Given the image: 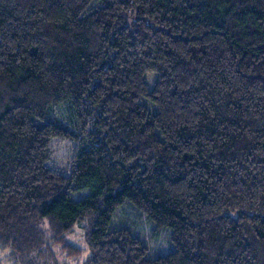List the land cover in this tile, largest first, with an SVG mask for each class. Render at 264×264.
<instances>
[{"label":"trees","instance_id":"1","mask_svg":"<svg viewBox=\"0 0 264 264\" xmlns=\"http://www.w3.org/2000/svg\"><path fill=\"white\" fill-rule=\"evenodd\" d=\"M57 247L264 264V0H0V261L61 264Z\"/></svg>","mask_w":264,"mask_h":264},{"label":"rangeland","instance_id":"2","mask_svg":"<svg viewBox=\"0 0 264 264\" xmlns=\"http://www.w3.org/2000/svg\"><path fill=\"white\" fill-rule=\"evenodd\" d=\"M146 79L150 87H152L156 81V75L149 73ZM72 147V143L68 141L55 139L52 143L53 154L49 165L55 169L67 172L69 160L72 157ZM120 219L123 224H128L129 222L131 223V225L136 229L137 233L143 237L145 243L150 247V251L152 253H166L170 249L169 240L166 235L162 234V236L156 238L153 236L150 226L144 220H137L133 213L127 211V213L124 214L123 210L118 215V221ZM69 239L79 246L84 248L86 247L83 238V231L80 227L75 228L73 235L69 236ZM57 252L58 259L61 264L77 263L76 260L66 258L65 254L61 252L59 247H57ZM1 255L2 259L0 264H11V262L4 257L6 256L5 254Z\"/></svg>","mask_w":264,"mask_h":264}]
</instances>
